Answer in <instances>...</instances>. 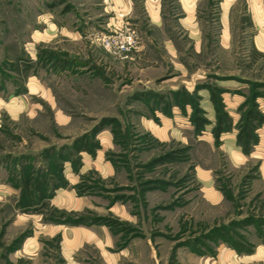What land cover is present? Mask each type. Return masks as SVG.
<instances>
[{"label": "rangeland", "instance_id": "374dc122", "mask_svg": "<svg viewBox=\"0 0 264 264\" xmlns=\"http://www.w3.org/2000/svg\"><path fill=\"white\" fill-rule=\"evenodd\" d=\"M262 41L264 0H0V264H264Z\"/></svg>", "mask_w": 264, "mask_h": 264}, {"label": "built area", "instance_id": "2783aa9c", "mask_svg": "<svg viewBox=\"0 0 264 264\" xmlns=\"http://www.w3.org/2000/svg\"><path fill=\"white\" fill-rule=\"evenodd\" d=\"M119 17L123 18L124 14H120ZM138 41L135 30L126 24L122 28H117L111 34L103 36L100 39V44L109 52L127 54L136 48Z\"/></svg>", "mask_w": 264, "mask_h": 264}, {"label": "trees", "instance_id": "16d2710c", "mask_svg": "<svg viewBox=\"0 0 264 264\" xmlns=\"http://www.w3.org/2000/svg\"><path fill=\"white\" fill-rule=\"evenodd\" d=\"M220 119V117H219ZM248 119L252 122H255V125L253 128H255L257 125H260L263 123V118L261 116H259L257 113L255 112H252L248 115ZM222 120H219V123H218V126L215 127V135L218 136L220 134V132L222 131L221 130V124H222ZM249 129V130H244L243 132V141H246V142H250V141H254V136L252 134L251 131H253L254 129ZM238 141L239 143H241V139H240V136L238 137ZM84 147H81V149H83Z\"/></svg>", "mask_w": 264, "mask_h": 264}, {"label": "crops", "instance_id": "0c3cea01", "mask_svg": "<svg viewBox=\"0 0 264 264\" xmlns=\"http://www.w3.org/2000/svg\"><path fill=\"white\" fill-rule=\"evenodd\" d=\"M181 1H186V0H181ZM156 15H157V12L154 11V12L152 13V19H153V21H155V22H156ZM183 20H185V19H183ZM180 21H181V19H180ZM262 42H263V41H262ZM263 44H264V42H263Z\"/></svg>", "mask_w": 264, "mask_h": 264}]
</instances>
